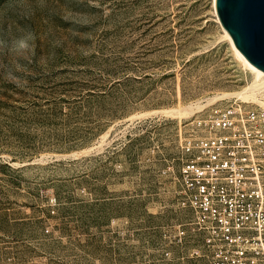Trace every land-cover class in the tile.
I'll return each instance as SVG.
<instances>
[{"label": "rangeland", "instance_id": "obj_1", "mask_svg": "<svg viewBox=\"0 0 264 264\" xmlns=\"http://www.w3.org/2000/svg\"><path fill=\"white\" fill-rule=\"evenodd\" d=\"M29 31L0 50V264H196L164 256L191 117L154 111L244 83L211 0H0V38Z\"/></svg>", "mask_w": 264, "mask_h": 264}, {"label": "built area", "instance_id": "obj_2", "mask_svg": "<svg viewBox=\"0 0 264 264\" xmlns=\"http://www.w3.org/2000/svg\"><path fill=\"white\" fill-rule=\"evenodd\" d=\"M219 101V100H218ZM172 198L186 212L170 242L196 264H264V106L228 99L195 113L176 136Z\"/></svg>", "mask_w": 264, "mask_h": 264}, {"label": "water", "instance_id": "obj_3", "mask_svg": "<svg viewBox=\"0 0 264 264\" xmlns=\"http://www.w3.org/2000/svg\"><path fill=\"white\" fill-rule=\"evenodd\" d=\"M214 8L239 52L264 71V0H214Z\"/></svg>", "mask_w": 264, "mask_h": 264}, {"label": "bare ground", "instance_id": "obj_4", "mask_svg": "<svg viewBox=\"0 0 264 264\" xmlns=\"http://www.w3.org/2000/svg\"><path fill=\"white\" fill-rule=\"evenodd\" d=\"M212 12L214 13L217 22L221 28L222 38L229 42L231 50L238 64L244 69L245 76L243 78V84L234 89L219 90L212 93L204 100H197L188 104H178L177 106L167 107L160 110H155L168 117H175L178 119L192 117L195 113L202 109L214 104L218 100L223 99H238L243 102L256 103L264 106V71L252 65L247 59L239 52L234 45L230 35L221 25L214 8V0H211ZM205 102V103H203ZM104 138V135L102 136ZM88 148L73 153L79 155L81 153L88 152Z\"/></svg>", "mask_w": 264, "mask_h": 264}, {"label": "clouds", "instance_id": "obj_5", "mask_svg": "<svg viewBox=\"0 0 264 264\" xmlns=\"http://www.w3.org/2000/svg\"><path fill=\"white\" fill-rule=\"evenodd\" d=\"M34 40L35 35L30 31L13 39L10 43L0 38V50H7L22 56L32 50Z\"/></svg>", "mask_w": 264, "mask_h": 264}]
</instances>
